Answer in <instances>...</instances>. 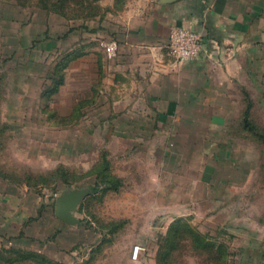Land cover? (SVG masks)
Listing matches in <instances>:
<instances>
[{
	"label": "rangeland",
	"instance_id": "374dc122",
	"mask_svg": "<svg viewBox=\"0 0 264 264\" xmlns=\"http://www.w3.org/2000/svg\"><path fill=\"white\" fill-rule=\"evenodd\" d=\"M149 1L0 0V176L45 205L43 222L14 230L16 239L0 247V264H11V248L61 264H264V81L248 86L249 126L242 90L222 123L176 114L153 122L140 111L138 70L114 79L118 46L113 57L105 52ZM57 35V47H46ZM74 50L82 55L47 109L67 114L76 101H93L77 122L55 123L40 110V90L56 59ZM103 150L122 185L84 196L75 213L83 225L67 226L55 199L82 182L50 177L44 187L42 175L60 166L86 171ZM26 178L37 187L18 182Z\"/></svg>",
	"mask_w": 264,
	"mask_h": 264
},
{
	"label": "crops",
	"instance_id": "0c3cea01",
	"mask_svg": "<svg viewBox=\"0 0 264 264\" xmlns=\"http://www.w3.org/2000/svg\"><path fill=\"white\" fill-rule=\"evenodd\" d=\"M144 6L139 21L114 40L119 51L112 76L138 70L140 111L153 122L176 114L188 123H222L240 90L250 94L249 85L264 81V0H151ZM175 25L201 33L197 62H177L171 54L168 36ZM27 190L0 178V247L16 239L14 230L44 221V203L36 204Z\"/></svg>",
	"mask_w": 264,
	"mask_h": 264
},
{
	"label": "trees",
	"instance_id": "16d2710c",
	"mask_svg": "<svg viewBox=\"0 0 264 264\" xmlns=\"http://www.w3.org/2000/svg\"><path fill=\"white\" fill-rule=\"evenodd\" d=\"M23 6V4H21ZM86 28H88V25H85ZM82 28V27H80ZM60 41V37L57 35L54 38H51L49 41L45 43V46L49 48H55L57 47L58 43ZM43 42L40 41L39 44L41 46ZM82 55L81 51L74 50V52H68L65 54L60 55L53 64L51 71L48 72L47 70V77L46 79L49 80L45 82L43 87L40 90L39 98H40V110L43 113H46L48 115L52 116V120L55 121V123H72L77 122L78 119L85 113L84 107L92 102L93 100L88 99H81L79 101H76V103L71 107L70 111L67 114H57L56 109H52L49 111L48 105L45 101H48V97H51L54 93L58 92L60 90V87L63 85L65 81L64 77V70L68 67V65L73 61L79 58ZM45 79V80H46ZM1 82L2 79L0 77V88H1ZM1 92V89H0ZM244 98L246 102V108L243 112V123H246V125L249 126V106L251 104V100H249V94L244 93ZM51 112V113H50ZM251 123V122H250ZM262 140L264 141V134L261 135ZM66 167L60 166L56 168L53 172L49 173V175H42L44 178L43 181L46 182H40L41 186H47L44 184L51 183L50 177H54L56 181H61L63 183H67V185L82 182L81 185L85 187L84 189V195L91 196V195H104L107 192L110 191H117L121 187V180L111 172V163L108 158L107 152L105 150L101 151V153L98 155V159L92 164V167H90L86 171L82 172H69V174L66 172ZM70 175L74 178H68ZM0 178L6 179L7 176L1 175ZM8 180V179H6ZM13 179L9 180L12 181ZM54 180V182H56ZM15 184H18L16 181H12ZM19 183L22 182L26 186H36V183H30V181L26 178V182L18 181ZM48 182V183H47ZM81 186V187H82ZM57 189V188H56ZM116 230V225L112 226L109 230L110 233H113ZM197 246V245H196ZM199 247H208V245H200ZM9 253H15L14 258H6V261L9 260L11 264H15L18 262H21L23 260H29V259H35L41 263L44 264H61L58 261H53L48 256L32 251V250H23V249H17V248H11V251ZM219 260V257L216 258V261ZM221 261V260H220ZM222 263V261H221ZM211 264V263H210ZM217 264V263H215Z\"/></svg>",
	"mask_w": 264,
	"mask_h": 264
},
{
	"label": "built area",
	"instance_id": "2783aa9c",
	"mask_svg": "<svg viewBox=\"0 0 264 264\" xmlns=\"http://www.w3.org/2000/svg\"><path fill=\"white\" fill-rule=\"evenodd\" d=\"M202 35L200 32L183 25L172 26L168 36V47L177 62H197L203 51ZM117 44L109 42L105 45L108 57L116 55ZM139 247L135 246L131 256L137 257Z\"/></svg>",
	"mask_w": 264,
	"mask_h": 264
},
{
	"label": "water",
	"instance_id": "95a60500",
	"mask_svg": "<svg viewBox=\"0 0 264 264\" xmlns=\"http://www.w3.org/2000/svg\"><path fill=\"white\" fill-rule=\"evenodd\" d=\"M84 196V191L77 187L60 191L55 199L56 217L69 225H82L83 222L75 216L74 212Z\"/></svg>",
	"mask_w": 264,
	"mask_h": 264
}]
</instances>
